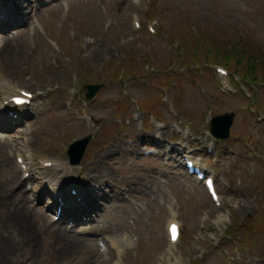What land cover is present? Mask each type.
Instances as JSON below:
<instances>
[{
  "label": "rangeland",
  "instance_id": "374dc122",
  "mask_svg": "<svg viewBox=\"0 0 264 264\" xmlns=\"http://www.w3.org/2000/svg\"><path fill=\"white\" fill-rule=\"evenodd\" d=\"M40 1L38 11L25 12L26 37L0 33L8 36L0 53V107L12 90L48 92L22 111L30 115L20 125L9 120L17 124L11 133H0L6 141L23 137L13 151L0 141V161L10 166H0V238L12 234L18 242L22 234L9 188L7 194L2 189L11 169L30 180L18 156L30 163V174L58 183L72 170V178L84 180L80 173L91 170L104 152L112 187L134 192L141 182L146 189L126 201L111 193L113 204L104 203L95 219L73 227L78 237L101 242L95 245L97 263L95 254L61 255L67 242L56 241L54 226H43L41 218L49 197L36 200V189L41 193L45 183L27 182L24 189L35 188L32 206L38 214L32 221L39 236L34 246L20 248L27 259L17 258L24 264H264V0ZM45 86L50 87L43 92ZM231 114L230 136L215 140L211 120ZM158 130L156 138L165 146L142 145L148 155L138 153L132 143ZM72 153L80 166H70ZM182 154L215 177L219 204L188 176ZM50 162L61 167L46 169ZM16 184L12 190L19 193ZM66 184L53 191L64 192ZM122 203L132 209L109 208ZM172 222L181 226L175 244L168 239ZM45 245L59 249L50 253ZM107 249L114 255L100 253ZM10 250L18 248L0 247V264H17Z\"/></svg>",
  "mask_w": 264,
  "mask_h": 264
},
{
  "label": "bare ground",
  "instance_id": "6f19581e",
  "mask_svg": "<svg viewBox=\"0 0 264 264\" xmlns=\"http://www.w3.org/2000/svg\"><path fill=\"white\" fill-rule=\"evenodd\" d=\"M12 0H9L7 2H11ZM16 1H22V5L23 8L21 6H17L15 3V5H13V14H14V18L11 21H6L4 23V25L2 26L1 31L6 33L10 30L11 33L17 34L18 36H22V37H26L29 32H28V26L26 24H24V22H26L27 20V16L25 15V12L32 11V12H36L39 10L40 7L43 6L42 1L40 0H34L33 3L30 4L31 0H16ZM2 2L0 1V10L7 12L8 11V7H6V5H2ZM19 8H22L23 11H20ZM58 8V7H57ZM17 14V17L15 16ZM35 31V29L33 30ZM7 40L6 36H1L0 37V53L2 51H4V49L6 48L7 44L2 45L5 41ZM100 45V44H99ZM98 44L96 46H99ZM20 50V49H19ZM91 55L93 57H95L94 54V49L91 51ZM16 64L14 63V67H16ZM50 86H45L43 87L42 91L45 92L48 90ZM41 89V88H40ZM15 93H21L17 90H12ZM27 92V91H26ZM18 97L20 95H14L12 94L10 96V98L13 97ZM48 97V92L43 93V94H37L35 96V99L37 100H44ZM41 107H39V112L43 113L45 111V105L41 104ZM16 110H19L17 108H15ZM10 107H0V133H11V131L14 129V124L12 122H10L9 120H15L14 118H11L10 116H6V112L10 111ZM28 109H24L23 110H19L18 113L21 114L20 115V119H17V124H21V120L23 118L26 119V117L28 115H30L28 113L27 114H23L22 111H25ZM15 124V125H17ZM21 131V130H20ZM19 133L20 135H23L24 133ZM153 131V130H152ZM161 130L158 131H154L151 132L152 134H150L149 136L146 137H142L139 135V140L133 142L132 144H136L137 147L135 148V150H137V152L145 155H148L149 150L148 147H145L146 149L143 148L142 145H149L151 144V147L154 150H158L161 147H164L165 144L163 142L162 138H156L157 135H159ZM14 132V131H13ZM21 140H23V137L21 136H15L12 138V141H6V139H3L0 137V141L2 143H7L8 146V150L13 151L14 149L18 150V146H20V142ZM141 144V145H140ZM173 151V150H172ZM171 151V152H172ZM174 154L177 153V149L173 151ZM179 154V153H178ZM107 153H102L100 154V156L98 155L96 158L95 163H93L94 167L91 170H86L80 174H83V178L84 180H80L77 181L74 178H72V175H74V173L76 172V170H72L70 172V176H64L63 178L67 179V184L70 186H78L79 187V194L78 196H72L68 193V191L66 190L65 192H63V194H60L58 192L54 191V195L52 194V192L48 189L45 188L41 193L36 192V200H40L41 202L44 201V199L46 200V197H49V199L51 200L50 204L48 206H46V210L47 212H41V218L43 219L44 223L43 226H45L46 224H50L52 226H54V231H53V237L56 241H60V240H64L67 242V244L64 245V249L61 253V255H65V252L68 254L67 258H70L74 255H78L79 253L81 254V256L83 258H91V254H95V260L96 262L100 259L99 255H96V248L95 245L96 244H101V242H97L95 240H92L90 238H80L78 237L77 231L75 228H71L67 225H59L57 224L54 220L51 219V214L53 213L54 209H55V201L56 197H61V196H65L67 198V200L69 201V207L68 210L66 212H68V215L64 214L61 216L60 219H62L64 222H72L73 224H76L79 220L83 219V218H92V215H96L97 212H100V209L104 206V203L109 204L110 200H111V204H113V197L111 195V193H115L114 194V199H118L121 201V199H124L126 201V199L128 198V195H132L136 196L137 193H142L145 192L146 186H144L141 182H139L138 184H136L137 189L136 191L133 192V190L131 188H127V189H120L119 187H112V176L110 175V172L108 170H106L104 167L107 164ZM167 155H170V152L167 153ZM0 166H2L4 168V170H8L10 166H8V163L4 160L0 161ZM84 168V167H83ZM82 168V169H83ZM8 176H7V184H6V179H4L3 184H5V187L2 188L3 191L5 192V194H7L6 189L7 187L9 188V194L12 197L11 200H9V203L12 206H15V212L17 214V221L20 222L21 228H22V234L18 235V239L19 241L16 242L13 238L16 237L15 235L9 236L8 238L5 237V235H2V238H0V247L3 248H9L11 247V244L14 248H18L17 252H12V250H10L13 253V258L16 259L17 264H24V258L27 259V257L29 256L25 251L21 250L20 248H23L22 245L25 244L26 246H34L37 243L38 240V236L39 233L34 230L33 228V216L38 214V210L33 208V203L35 202V188H32L31 190H26L24 189V186L26 185L27 182L34 184L31 180V178H36L35 175H32L30 177V180H25V179H19V175L17 172L12 171L11 172H7ZM15 182H17L16 185H19L18 189L19 193H16L15 191L12 190V188H14V184ZM41 185L43 184L42 182H39ZM7 185V186H6ZM56 185L60 186V183H56ZM135 185V183H134ZM58 193V194H57ZM18 195L17 198L21 199V203L19 202V200L16 199L15 195ZM29 194L32 195V199L29 198ZM40 194V196H39ZM14 196V198H13ZM55 196V197H54ZM25 201L32 207V208H26V203ZM9 198H7L8 200ZM79 200V202H78ZM20 206H23L24 208H20ZM44 207V204L43 206ZM112 210H116V209H130L131 206L127 205L125 203H122V205L120 206H114V207H109ZM108 209V208H107ZM132 209V208H131ZM56 226V227H55ZM96 226H93L92 229H96ZM72 233L66 235L67 233ZM122 233V232H120ZM10 234V233H8ZM119 234V233H118ZM181 237V236H180ZM9 239V241H8ZM9 243H8V242ZM11 241V242H10ZM7 242V243H6ZM57 245V244H55ZM55 245L51 248V246L45 245L44 248L46 247L47 251L51 252H57V250L59 248L55 247ZM110 249L105 250V252H101L100 253L105 256L107 255L108 257L110 255H114V252H110ZM118 252V248L116 249ZM12 253H10V258ZM19 255H21L22 257L17 258ZM66 258V257H65ZM66 258V259H67ZM99 263V262H97Z\"/></svg>",
  "mask_w": 264,
  "mask_h": 264
},
{
  "label": "water",
  "instance_id": "95a60500",
  "mask_svg": "<svg viewBox=\"0 0 264 264\" xmlns=\"http://www.w3.org/2000/svg\"><path fill=\"white\" fill-rule=\"evenodd\" d=\"M94 89L96 92V91H99L100 87H95ZM93 95H94L93 92H91L90 94H87V98L91 99L93 97ZM234 118H235L234 114L225 115V116L215 118L211 124V132H212L213 136L219 140L228 139V137L230 136V130L233 126ZM77 145H78V143L74 144L71 147V149L74 150L75 148H77L76 147Z\"/></svg>",
  "mask_w": 264,
  "mask_h": 264
},
{
  "label": "snow or ice",
  "instance_id": "6c2138e0",
  "mask_svg": "<svg viewBox=\"0 0 264 264\" xmlns=\"http://www.w3.org/2000/svg\"><path fill=\"white\" fill-rule=\"evenodd\" d=\"M175 231H176L175 226H173V228H172L173 238H175Z\"/></svg>",
  "mask_w": 264,
  "mask_h": 264
},
{
  "label": "trees",
  "instance_id": "16d2710c",
  "mask_svg": "<svg viewBox=\"0 0 264 264\" xmlns=\"http://www.w3.org/2000/svg\"><path fill=\"white\" fill-rule=\"evenodd\" d=\"M260 70H264L263 67ZM252 74H254V73L252 72Z\"/></svg>",
  "mask_w": 264,
  "mask_h": 264
}]
</instances>
